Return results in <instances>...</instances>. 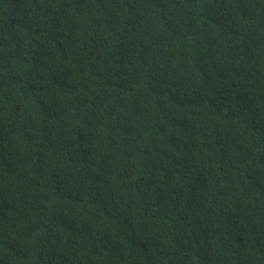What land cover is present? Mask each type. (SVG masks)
Segmentation results:
<instances>
[{
    "label": "trees",
    "instance_id": "obj_1",
    "mask_svg": "<svg viewBox=\"0 0 264 264\" xmlns=\"http://www.w3.org/2000/svg\"><path fill=\"white\" fill-rule=\"evenodd\" d=\"M261 98L264 0H0V264H264Z\"/></svg>",
    "mask_w": 264,
    "mask_h": 264
},
{
    "label": "clouds",
    "instance_id": "obj_2",
    "mask_svg": "<svg viewBox=\"0 0 264 264\" xmlns=\"http://www.w3.org/2000/svg\"><path fill=\"white\" fill-rule=\"evenodd\" d=\"M173 30V25H171V24H169V26H168V33H170L171 31ZM170 43V42H169ZM170 45L173 47V46H175L174 44H171L170 43ZM111 59H112V61H114V56H113V54H111ZM115 62V61H114ZM262 103H264V99L263 98H261V101H260V104H262ZM193 136H195L193 133H191V132H187V139H188V141H189V139L191 138V137H193ZM261 229V228H260ZM259 230V229H258ZM264 252V251H263Z\"/></svg>",
    "mask_w": 264,
    "mask_h": 264
}]
</instances>
